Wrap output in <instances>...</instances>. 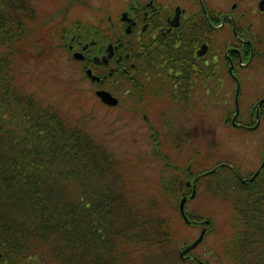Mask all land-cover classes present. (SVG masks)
Listing matches in <instances>:
<instances>
[{"label": "trees", "instance_id": "obj_1", "mask_svg": "<svg viewBox=\"0 0 264 264\" xmlns=\"http://www.w3.org/2000/svg\"><path fill=\"white\" fill-rule=\"evenodd\" d=\"M48 19L29 0H0V264L33 258L49 264H211L179 253L192 241L181 231L188 223L178 208L190 192L185 183L160 178L150 185L141 155L119 158L90 124V113L38 95L32 64L50 51L53 33L56 47L70 54L71 26L56 30ZM92 27L79 33L81 40L94 33ZM157 105L135 96L132 114L149 119V108ZM151 140L162 149L155 134ZM203 164L192 175L213 168ZM209 174L216 178L206 186L204 211L185 210L190 218L211 220L197 245L213 232L215 257L227 264H264V166L246 182L218 166L200 175L198 184ZM136 175L143 176L144 194L134 192ZM164 203L178 212L177 221L170 210H156Z\"/></svg>", "mask_w": 264, "mask_h": 264}, {"label": "flooded vegetation", "instance_id": "obj_2", "mask_svg": "<svg viewBox=\"0 0 264 264\" xmlns=\"http://www.w3.org/2000/svg\"><path fill=\"white\" fill-rule=\"evenodd\" d=\"M123 13L126 19H122ZM107 20L109 25L98 33L108 32L114 41L103 39L87 45L82 43L81 35L74 33L67 42L71 56L75 51L82 54L78 59L82 78L83 74L87 76V69L98 77L93 80L88 75L83 81L90 82L94 92L105 89L111 93L114 84L122 83L143 104L163 105L164 110L157 109L156 115L180 123L177 132L168 135L177 151L184 142L190 144L201 139L203 119L209 115L208 111L204 113V103L215 102L221 86H235V106L236 87L241 89L251 79L246 72L254 69L264 74V0H129L117 14L108 15ZM262 76L253 78L252 84L264 86ZM128 78L132 81L131 88L127 85ZM259 100H262L260 104ZM231 113L223 116L224 125L255 130L264 117V95L244 108L241 115L239 109L234 119L235 111ZM143 117L147 116L143 114ZM187 117L192 118L190 122L185 121ZM193 126L195 135L188 131ZM185 165L189 170H182ZM192 166V163L170 166L171 180L185 183L190 189L182 195L187 197L185 203L193 190L194 179L196 190L202 174L192 175L200 164L196 162L195 169ZM226 166L238 178L250 176L242 177L232 165ZM188 218V225L200 232L202 219ZM193 250L180 256L198 259Z\"/></svg>", "mask_w": 264, "mask_h": 264}, {"label": "rangeland", "instance_id": "obj_3", "mask_svg": "<svg viewBox=\"0 0 264 264\" xmlns=\"http://www.w3.org/2000/svg\"><path fill=\"white\" fill-rule=\"evenodd\" d=\"M129 0H29L30 4L41 11L42 14L49 18L51 27L54 29L71 26L70 35L83 31L82 34L87 35L89 30L87 26H93V34L90 33L88 40H81L82 43L95 41H109V33H98L97 29L108 26V15L114 16L118 10ZM114 18V17H113ZM40 20V19H39ZM42 21V20H41ZM70 27V28H71ZM51 37V34H49ZM56 33L52 34L50 51L43 56L38 62H33V77L37 81L38 95L44 96L47 101L60 102L63 108H71L75 113H90L89 122L94 125L95 131L99 134L107 144L118 154L119 158L136 159L138 155L142 158L143 163L140 165L142 172L146 175V181L150 185L159 181L160 178H170V163L186 164L192 162L202 163L205 167H214L220 162H230L232 166L238 167V171L242 175H247L250 171L255 170L261 162V153L264 149V117L255 130L245 132L236 130L223 123V116L233 113L234 106V85L221 86L215 102L204 103L203 134L200 140L192 143L180 145L177 151L173 146V139L168 135L177 132L175 129L180 123H173L162 116L156 115V110L163 111V105L151 109L147 119L132 114L134 107L133 91L126 90L122 83H116L111 87L113 95L120 100V106L108 107L101 103L94 93V87L90 82L83 81L82 74L79 69L81 62L78 59L69 57L63 50L56 47L54 38ZM104 39V40H103ZM71 54V53H70ZM255 68V65L253 66ZM262 68V67H261ZM251 79L247 80V84H242L239 93L240 115L244 108H249L256 99L264 95V86L252 84L253 78H262L264 74L258 73L254 69L246 72ZM82 89L81 93L78 90ZM132 94V95H131ZM231 113V114H232ZM228 114V115H229ZM151 118V119H150ZM191 117H187L185 121L190 122ZM187 124L188 123L184 122ZM172 127V130L169 129ZM188 131L193 135L195 127H188ZM151 134H155L162 141V149L154 147L151 140ZM171 140V141H170ZM157 141V140H156ZM156 146V145H155ZM156 149L158 152H156ZM197 156H196V151ZM141 152V153H139ZM204 158V159H203ZM171 165V166H172ZM209 165V166H208ZM139 168V164L137 169ZM135 176V175H133ZM213 175H207L197 186V195L193 200L187 203L186 208L197 206L196 210L204 211L205 199L208 195L205 193L206 186L214 182ZM134 192L137 195L145 192L143 176L136 175L133 178ZM172 203V197L170 196ZM216 204L211 201L210 204ZM217 206V205H216ZM168 203L161 204L156 210H170ZM172 218L178 220V212L171 207ZM223 210V208H221ZM216 222H220L221 214L216 215ZM181 231L187 237V240H193L199 233L198 229L192 226H182ZM203 242L194 248L196 253L202 259H208L211 264H227L225 260L215 257L213 251L215 234L210 232L205 235ZM218 261V262H217ZM26 264H49L42 258L29 259Z\"/></svg>", "mask_w": 264, "mask_h": 264}, {"label": "water", "instance_id": "obj_4", "mask_svg": "<svg viewBox=\"0 0 264 264\" xmlns=\"http://www.w3.org/2000/svg\"><path fill=\"white\" fill-rule=\"evenodd\" d=\"M126 14L123 13L122 15V19H126ZM86 46V45H85ZM109 46L111 47V44H109ZM73 56L75 58H81L82 57V54L81 52L79 51H76L73 53ZM105 57H103V60H104ZM87 73L91 76V79H96L98 78L97 76L95 75H92L91 74V71L90 70H87ZM238 90H239V86H237V90H236V94L238 93ZM96 94L98 95V97L101 99V101L107 105H116L118 103V98L116 96H114L111 92H109L108 90H105V89H98L96 90ZM262 100H260L258 103L260 104ZM238 112V102H237V99H236V112H235V115L237 114ZM258 123V121H257ZM264 166V153H263V160L260 164V167L258 168V170H256L254 172V174L248 179V180H252L253 177L257 174V172L259 171V169ZM215 169H211L210 172H213ZM195 181L196 179H194L193 181V187H194V184H195ZM244 181V180H243ZM195 194V189L193 188L191 194H190V197H193ZM187 199L186 196H183L180 201H179V209H180V213L183 217V219L185 220V222H190L187 214L185 213V210H184V203H185V200ZM204 223H206V225L201 229V231L199 232L198 236L192 240L190 243H188L187 245H185L181 250H180V255H183L184 252H187L191 249H193L195 246H197V244L202 240L205 232L207 231V228L211 226V220L210 219H205L203 220Z\"/></svg>", "mask_w": 264, "mask_h": 264}]
</instances>
